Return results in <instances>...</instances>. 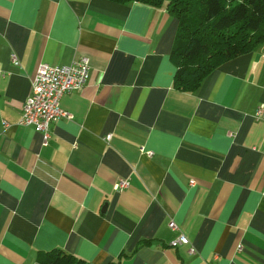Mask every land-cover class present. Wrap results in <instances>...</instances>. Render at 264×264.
<instances>
[{
  "label": "crops",
  "instance_id": "obj_1",
  "mask_svg": "<svg viewBox=\"0 0 264 264\" xmlns=\"http://www.w3.org/2000/svg\"><path fill=\"white\" fill-rule=\"evenodd\" d=\"M176 28L140 2L0 0V264H264V41L185 92ZM83 56L44 144L19 124L37 67Z\"/></svg>",
  "mask_w": 264,
  "mask_h": 264
},
{
  "label": "trees",
  "instance_id": "obj_2",
  "mask_svg": "<svg viewBox=\"0 0 264 264\" xmlns=\"http://www.w3.org/2000/svg\"><path fill=\"white\" fill-rule=\"evenodd\" d=\"M164 6L177 20L170 51L173 86L193 92L221 64L264 41V0H110ZM42 264H92L60 248L40 252ZM110 264H116L112 262Z\"/></svg>",
  "mask_w": 264,
  "mask_h": 264
},
{
  "label": "built area",
  "instance_id": "obj_3",
  "mask_svg": "<svg viewBox=\"0 0 264 264\" xmlns=\"http://www.w3.org/2000/svg\"><path fill=\"white\" fill-rule=\"evenodd\" d=\"M14 63L17 60L11 57ZM89 76V63L86 57H80L69 64L51 65L40 63L34 76L29 96L21 108L20 125L32 126L42 133L43 143L50 135V125L57 119L64 117L71 120L73 115L60 106V98L67 93L81 90L87 83ZM259 118H264L263 105H260L255 113ZM106 135L105 139H109ZM147 154H151L147 151ZM193 184V181H191ZM125 179H119L114 189H122L127 186ZM188 243L184 235L177 236L171 241L173 246ZM190 251L194 249L191 247Z\"/></svg>",
  "mask_w": 264,
  "mask_h": 264
}]
</instances>
